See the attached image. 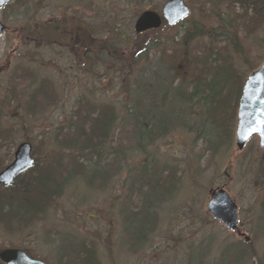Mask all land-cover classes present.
Masks as SVG:
<instances>
[{
	"label": "rangeland",
	"instance_id": "rangeland-1",
	"mask_svg": "<svg viewBox=\"0 0 264 264\" xmlns=\"http://www.w3.org/2000/svg\"><path fill=\"white\" fill-rule=\"evenodd\" d=\"M166 1L11 0L0 10L9 26L0 35V167L29 140L35 158L51 167L57 191L36 215L1 201L0 249L24 247L50 264H264L259 137L238 150L239 104L222 119L227 111L213 104L210 115L204 105L208 89L189 99L198 79L202 90L218 68L229 93L264 62V14L258 26L257 15L242 22L233 0L215 7L186 0L185 19L138 34L139 14L162 12ZM219 14L239 27L241 46L219 35ZM56 23L62 28L51 44L26 37ZM199 29L205 34L191 38L192 53L183 55L185 36ZM68 35L73 47L64 43ZM163 98L166 107L153 106ZM91 104L114 107L117 127L105 152L78 157L73 139L88 136ZM162 110L169 113L164 121L155 119ZM140 119L150 122L151 134ZM79 126L87 132L78 134ZM217 186L237 202L249 240L209 213Z\"/></svg>",
	"mask_w": 264,
	"mask_h": 264
},
{
	"label": "trees",
	"instance_id": "trees-1",
	"mask_svg": "<svg viewBox=\"0 0 264 264\" xmlns=\"http://www.w3.org/2000/svg\"><path fill=\"white\" fill-rule=\"evenodd\" d=\"M235 3H238L241 8L243 9L242 14H238V17L243 21H245L247 18L251 17V15H257L258 23L260 26L262 22V17L264 14V0H233ZM206 2L210 3L211 5H214L213 7L218 6L221 4L222 0H206ZM262 4V6H260ZM217 11V10H214ZM220 22L223 26H221L223 29V32H220L219 35L222 36L225 35L226 38L229 37L234 47L241 46V42L239 41V27L232 23L231 21L228 22V25L225 23V17L222 14H219ZM62 26H60L59 23L53 24L49 27V30L47 29L46 25H41V27H36L35 29L28 30V34L26 37L31 38H38L39 41L43 42L45 39H49V41H52L53 38L56 37L57 33H60V29ZM228 28L226 31L225 29ZM38 31H41V33H37ZM43 31V33H42ZM232 33V34H231ZM199 34H205L204 30L199 29L195 32L189 31L187 35L185 36L184 41L182 42L183 46V55H188L189 52L192 53V50L189 49V42L191 38H196ZM224 36H222V39L226 40ZM165 48H161V51H164ZM170 58L168 61L174 60V54H171L169 56ZM119 62L122 63V66H126L125 62L121 58H117ZM244 60L249 61V58L246 55H244ZM210 71L212 69V66H210ZM252 70H255L254 68ZM223 72L222 68H218V71H214V76L210 78L209 82L206 83L208 86L205 87L202 90H199V86L202 83V78L198 79L197 85H195L194 90L190 93L189 99H192L196 95H198L201 91H205L208 89V98H204V105H206L207 111L210 113V108L214 106L213 104H217L219 109H222V111H227L228 114H225L221 116L222 119H225L226 117L229 119L232 115H234L233 111V105L232 102L235 101V104H239V100L242 94L243 89V83H241V86L236 90H232V92H225L224 87L227 85L228 77L226 76V71ZM229 73V71H228ZM220 74L222 76L220 77ZM43 88V84L39 87L41 90ZM1 90V88H0ZM229 94H231V98L229 97ZM166 107L167 102L165 99H161V104H158L156 102H153L154 107L159 106ZM3 107V106H2ZM0 108L3 110V108ZM215 109V107H214ZM232 109V112L230 110ZM150 113L151 110H148ZM166 110H162L159 113H155V119L158 117L160 121H164V118L167 115ZM231 113V116H230ZM169 114V113H168ZM214 115V112L213 114ZM230 116V117H229ZM142 117V116H141ZM143 117L148 118L149 115L145 114ZM117 118L118 114L114 107L112 106H106L105 108H99L95 104L90 105L89 114H88V120H91L93 122L91 129L88 130L85 128L78 127V134L83 132L84 130L88 133V136L81 142L77 138H74V147L73 153H76L78 157L80 155H83L84 152L87 150V153H85V156L89 155L90 153L94 155H100L101 153L105 152L108 148H110V144L112 143L111 137L113 132L115 131L117 127ZM79 124V123H77ZM139 126H142L145 124V132L147 134H151L152 130L150 127L152 126L150 122L144 123V120L142 121L140 119ZM163 125V124H162ZM161 125V126H162ZM9 129V128H7ZM70 130H75L71 128ZM90 133V135H89ZM94 136V137H93ZM34 152V149H33ZM81 165L79 160H74V164ZM76 166V165H75ZM3 169L0 167V170ZM27 175V178L25 176ZM52 169L51 167L45 163V161L42 160V158H36V162L33 165L32 168L27 170L25 173L19 175L13 185L9 187H0V203L2 200L5 201V203H10V207L12 208L13 203L15 201L18 202L20 207L25 208V213H28V211H32L31 215H36L37 213L45 211L46 208H48L49 203H52L54 201V194L57 193L55 190V186L53 185L52 180ZM2 189V190H1ZM5 203H3V206L5 207ZM22 205V206H21ZM1 208V207H0ZM23 217V221H24ZM26 221V220H25ZM89 264H94L93 262H88Z\"/></svg>",
	"mask_w": 264,
	"mask_h": 264
},
{
	"label": "water",
	"instance_id": "water-1",
	"mask_svg": "<svg viewBox=\"0 0 264 264\" xmlns=\"http://www.w3.org/2000/svg\"><path fill=\"white\" fill-rule=\"evenodd\" d=\"M11 0H0V10ZM191 8L186 0H167L162 12L156 9H146L139 14L135 22V31L139 33L157 29L168 23L175 25L190 14ZM9 26L0 19V35ZM259 134V145L264 149V62L245 80L239 101L238 122L236 127V146L243 150L248 141ZM33 143L22 141L16 148L14 159L0 171V186H11L15 179L35 164ZM208 211L214 218L222 222L230 230L247 240L250 236L240 231L239 207L225 186H217L210 190ZM0 258L6 264H46L41 259L31 257L27 252L17 247H7L0 251Z\"/></svg>",
	"mask_w": 264,
	"mask_h": 264
},
{
	"label": "flooded vegetation",
	"instance_id": "flooded-vegetation-1",
	"mask_svg": "<svg viewBox=\"0 0 264 264\" xmlns=\"http://www.w3.org/2000/svg\"><path fill=\"white\" fill-rule=\"evenodd\" d=\"M49 30V29H48ZM67 38L69 39V41L66 39V41H64V43H66V45L67 46H74V44H73V42L72 41H70V40H72L71 38H69V35L67 36ZM46 43L45 44H51V42L49 41V39H46V41H45ZM53 42H55V41H53ZM61 42H63V41H61ZM42 44H44V43H42ZM75 50V49H74ZM254 136H258L259 138H260V136H259V134H255ZM239 223H240V221H239ZM240 231H241V225H240ZM243 232V231H242ZM9 247H17V248H21L22 250H24L25 252H27L31 257H33V258H37V259H41V260H43L44 262H46V264H50L49 263V261H47L46 259H43V258H41V257H37V256H34L31 252H30V250L29 249H27V248H24V247H19V246H9ZM5 248H7V247H4V248H2V249H0V251L1 250H3V249H5ZM0 263L1 264H6L1 258H0Z\"/></svg>",
	"mask_w": 264,
	"mask_h": 264
}]
</instances>
